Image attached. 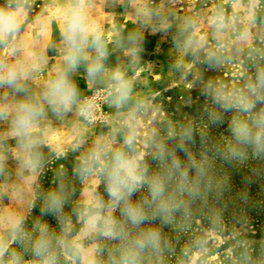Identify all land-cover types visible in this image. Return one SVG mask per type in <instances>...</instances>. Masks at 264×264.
Segmentation results:
<instances>
[{
  "label": "rangeland",
  "instance_id": "rangeland-1",
  "mask_svg": "<svg viewBox=\"0 0 264 264\" xmlns=\"http://www.w3.org/2000/svg\"><path fill=\"white\" fill-rule=\"evenodd\" d=\"M9 2L13 7L22 6L23 23L7 50L0 45V57L10 62L27 58L36 67L25 82L26 92L16 93L11 88L0 87V106L6 111L0 118V155L3 156L0 218L21 217L25 233L34 224V219L41 224L47 223L59 233L57 217L51 214L38 216L45 207L48 192L64 188L67 202L63 214L71 218L74 228L79 225L72 204H80L93 189L108 200L100 176L80 178L81 159L101 139L111 137L123 143L125 129L121 126L118 110L110 103L107 77L88 78L87 62L81 61L72 79L79 85L81 98L94 102L92 119L86 121L78 117L75 110L61 117L48 111L47 119L40 126L45 141L40 149L41 167L35 173L21 168L17 140L12 136L13 110L18 101L38 96L47 79L54 75V69L62 64V12L68 0ZM85 6L90 21L100 26L107 42L105 69L109 72L120 69L132 84L138 147L149 173L160 171L159 161L152 158L150 145L153 141H162L187 163L185 152L176 148L183 142L198 161L205 159L207 162L211 188L191 205V216L181 223V217L177 215L176 223L169 226H162L159 220L152 222V226L162 228L171 246L170 250H165L162 264H233V251L239 247L252 250L254 264L264 260V235L259 238L249 236L256 232L249 221L258 212L264 213V206H261L264 202V158L254 156L249 148L245 159H225L227 146L233 139L224 130L231 111L226 112L212 98L214 89L222 88L226 93L232 91L228 88L236 86V76L242 74L244 52L255 40L264 41V25H258L255 19V26L249 25L246 30L249 13L254 12L256 18L262 10L261 0L255 4L253 0H85ZM220 12L231 18L233 24L223 47L217 49L211 22ZM189 20L199 28L196 38L205 42V48L195 53L184 51L186 36L191 30L182 33L181 28ZM245 31L247 43L238 38ZM205 49L216 53L211 63L207 61ZM199 102L202 106L194 116L190 110ZM97 104L102 119L97 118ZM128 111L127 107L119 110L120 113ZM213 114L222 117L221 121L213 123ZM203 128L208 134L197 136ZM185 131L191 132V141H182ZM215 134L220 136L215 138ZM237 183L241 189L235 193L233 188ZM147 194L145 187L132 198L139 200ZM251 200L256 201L255 204L247 207L246 202ZM233 207L237 210L233 211ZM115 215L120 218L119 212ZM225 218L231 221L227 224ZM36 225L32 226L34 235ZM260 229L264 233V225ZM5 234L6 231L0 229V235ZM200 238L205 241L203 252L191 247L192 242ZM23 243H12L11 249L22 253L25 261H30L31 251H25L30 249V244L23 249ZM101 243L108 249L116 242ZM184 251L185 256L179 259V254ZM146 264L157 262L153 259Z\"/></svg>",
  "mask_w": 264,
  "mask_h": 264
},
{
  "label": "clouds",
  "instance_id": "clouds-1",
  "mask_svg": "<svg viewBox=\"0 0 264 264\" xmlns=\"http://www.w3.org/2000/svg\"><path fill=\"white\" fill-rule=\"evenodd\" d=\"M257 0H253L255 4ZM254 12L249 13L246 30L254 25ZM23 23V8L13 7L9 0L0 4V45L8 49ZM233 20L217 13L211 22L217 49L223 47L228 38ZM184 43V51L193 53L205 48L204 40L197 39L198 26L186 21L182 33H189ZM63 56L62 64L54 69L38 96H29L16 103L11 119L12 136L17 140L19 163L22 169L35 173L42 163L40 149L45 144L41 137V123L47 119V112L61 117L75 110L78 117L90 121L95 111L92 100L82 99L79 85L72 79L81 61L87 62V77L97 79L107 77L110 103L122 117L121 126L125 129L123 143L114 138L97 141L81 159L79 176L83 180L100 176L108 195L105 201L93 189L85 199L73 209L79 232L73 230L71 218L63 214L67 194L63 187L49 191L43 209L45 214L58 218L60 231L52 230L47 223L36 225L35 236L27 235L23 229V219L10 216L0 218V264H146L155 259L162 264L165 250L170 244L161 227L152 226L159 220L162 226L181 223L191 216V205L211 188L207 174L206 160L198 161L181 142L176 145L185 152L187 163H183L175 150H169L162 141H153L152 158L159 161L160 171L149 173L143 153L138 147L136 107L133 103L132 84L120 69L110 72L105 69L107 42L98 24L90 21L85 0H68L62 12ZM247 43L246 31L241 37ZM15 51V48L12 49ZM207 61L211 63L216 53L205 49ZM257 51V50H253ZM264 60V57L261 58ZM35 65L27 58L8 61L0 57V87L11 88L16 93L26 92V81L35 71ZM253 76L245 78L243 85L225 92L222 88L212 90L213 100L227 112L235 110L230 123L232 142L227 146L225 159L242 160L247 150L264 158V63L257 61ZM127 107V113L119 110ZM6 115L0 106V118ZM222 117L213 114L212 122H220ZM191 141L192 134L185 131L182 141ZM3 169V156L0 155V171ZM99 185H97L98 187ZM147 188V196L133 200V195ZM119 212L120 218L115 215ZM30 244L32 259L25 261L23 254L11 249V244ZM101 241H115L106 249ZM191 247L203 252L205 241L194 240ZM107 256L105 258V252ZM233 264H254L248 249L239 252ZM264 264V260L258 262Z\"/></svg>",
  "mask_w": 264,
  "mask_h": 264
},
{
  "label": "trees",
  "instance_id": "trees-1",
  "mask_svg": "<svg viewBox=\"0 0 264 264\" xmlns=\"http://www.w3.org/2000/svg\"><path fill=\"white\" fill-rule=\"evenodd\" d=\"M5 0H0V4H4ZM261 8L262 10L260 11V13L256 16L255 20H256V23L258 25H264V0H261ZM257 50V51H253V50ZM264 57V41H260V40H255L253 42V44L244 52L243 56H242V59H241V67H242V74L240 76H236V86L232 87L230 86L228 89L230 90H233V89H236V88H239L243 85L244 81H245V78L246 77H249V76H253L254 73H255V64L257 61H260L262 63H264V60H262L261 58ZM227 80V79H226ZM176 97L178 98H181L180 95H176ZM202 106V103L199 102L196 106L192 107V109L190 110L191 112L194 113V116L195 114L198 113L199 111V108ZM234 113V114H232ZM193 115V114H191ZM236 115V112L235 110H232L230 112V118H229V123H227V125L225 126L224 130L226 131V135H232L231 132H230V123H231V120L232 118ZM205 134H208V131L206 128H203L202 131H199L197 133V136H202L204 137ZM212 136V135H210ZM220 136V134H215V138ZM213 141H214V138H213ZM75 164H79V162H74ZM251 182H253L251 180ZM240 183H237L235 186V188H233V192L237 193L239 189H241V186L239 185ZM243 183H241L242 185ZM256 201H249V202H246L248 203L247 204V207L250 205H254ZM77 205L75 204H72V209H74ZM261 206H264V202H262ZM260 206V207H261ZM233 211L237 210V207H233L232 209ZM258 212V211H257ZM259 214L257 215H254L251 219V221H249V225L252 227V228H255L256 229V232L255 234H252L250 233L249 236L251 237H256V238H259L261 237L262 235H264V233H262L261 229H260V226L264 225V213H260L258 212ZM36 214V213H35ZM38 215V213L36 214ZM35 215V216H36ZM45 215V213L42 211V213L40 215H38L39 217H43ZM226 222L228 224V221L230 219H226ZM231 221V220H230ZM33 223L36 225L37 223V219H34L33 220ZM33 224V225H34ZM32 225V226H33ZM32 226L29 227L27 229V235H30V236H35L34 235V231L32 230ZM81 228V225H76V227L73 229L74 231L78 232L79 229ZM33 234V235H32ZM26 242H24L23 244H21V247L24 249L25 245L29 244L27 240H25ZM244 249H247V248H244V247H239V248H235L234 251H233V257H235L239 252L243 251ZM255 250V249H254ZM251 255L253 254L252 250H249ZM185 251L184 253H180L179 254V259H182L185 255Z\"/></svg>",
  "mask_w": 264,
  "mask_h": 264
},
{
  "label": "built area",
  "instance_id": "built-area-1",
  "mask_svg": "<svg viewBox=\"0 0 264 264\" xmlns=\"http://www.w3.org/2000/svg\"><path fill=\"white\" fill-rule=\"evenodd\" d=\"M99 110H100V109H99L98 104H97V105H96V111H97V116H98L97 118H98V119H102V116H103V115H102L101 112H98Z\"/></svg>",
  "mask_w": 264,
  "mask_h": 264
}]
</instances>
